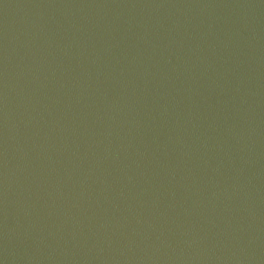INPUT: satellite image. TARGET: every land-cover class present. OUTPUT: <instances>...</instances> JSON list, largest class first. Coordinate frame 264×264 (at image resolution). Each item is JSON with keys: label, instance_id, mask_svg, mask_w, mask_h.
Here are the masks:
<instances>
[{"label": "water", "instance_id": "1", "mask_svg": "<svg viewBox=\"0 0 264 264\" xmlns=\"http://www.w3.org/2000/svg\"><path fill=\"white\" fill-rule=\"evenodd\" d=\"M0 264H264V0H0Z\"/></svg>", "mask_w": 264, "mask_h": 264}]
</instances>
